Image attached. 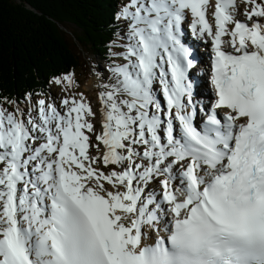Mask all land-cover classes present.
Listing matches in <instances>:
<instances>
[{"label":"snow or ice","instance_id":"obj_1","mask_svg":"<svg viewBox=\"0 0 264 264\" xmlns=\"http://www.w3.org/2000/svg\"><path fill=\"white\" fill-rule=\"evenodd\" d=\"M113 15L123 63L98 112L71 72L52 78L60 110L31 93L0 107V264H264V0ZM184 26L211 44L199 126Z\"/></svg>","mask_w":264,"mask_h":264},{"label":"trees","instance_id":"obj_2","mask_svg":"<svg viewBox=\"0 0 264 264\" xmlns=\"http://www.w3.org/2000/svg\"><path fill=\"white\" fill-rule=\"evenodd\" d=\"M120 5L121 0H0V107H10L5 98L24 104L28 93L32 100L49 93L54 76L74 75L90 56L113 61L122 36L113 15Z\"/></svg>","mask_w":264,"mask_h":264},{"label":"rangeland","instance_id":"obj_3","mask_svg":"<svg viewBox=\"0 0 264 264\" xmlns=\"http://www.w3.org/2000/svg\"><path fill=\"white\" fill-rule=\"evenodd\" d=\"M70 29L71 27L68 25ZM124 42V37L122 36L121 43ZM119 49V47H118ZM121 49L117 50L115 49L114 52L120 51ZM76 54L80 56L82 59L81 53L77 52ZM85 55V54H84ZM86 56V55H85ZM114 62L110 63L107 61H104L100 59L98 56H90V60L88 64L82 65L79 70H77V73L73 75V78L75 80V84L73 85V88L70 91H74L75 93H83L84 97L93 105V108L95 111L98 112V88L100 85H107L110 81L114 82L113 74L110 70V66L114 63H123V60L121 57L115 56ZM83 60V59H82ZM53 85L56 87L57 90L55 94L52 96L54 101L53 102L57 107L58 110H60V96H65L67 93L62 91V86H58L53 83ZM158 84L157 82L154 84V95H156L157 99L160 98L158 94ZM39 91V90H38ZM36 91V92H38ZM43 98L40 96L38 99ZM44 99V98H43ZM96 123L97 127H99V124L97 121H94Z\"/></svg>","mask_w":264,"mask_h":264},{"label":"bare ground","instance_id":"obj_4","mask_svg":"<svg viewBox=\"0 0 264 264\" xmlns=\"http://www.w3.org/2000/svg\"><path fill=\"white\" fill-rule=\"evenodd\" d=\"M237 3L239 4V3H240V1H239V0H237Z\"/></svg>","mask_w":264,"mask_h":264}]
</instances>
